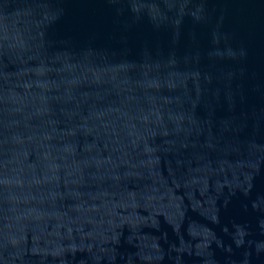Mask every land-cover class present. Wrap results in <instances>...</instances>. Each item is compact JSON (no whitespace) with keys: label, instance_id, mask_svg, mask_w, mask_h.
Wrapping results in <instances>:
<instances>
[{"label":"water","instance_id":"1","mask_svg":"<svg viewBox=\"0 0 264 264\" xmlns=\"http://www.w3.org/2000/svg\"><path fill=\"white\" fill-rule=\"evenodd\" d=\"M0 264H264V0H0Z\"/></svg>","mask_w":264,"mask_h":264}]
</instances>
